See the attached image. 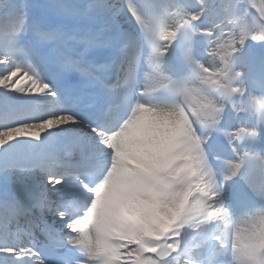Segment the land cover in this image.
Here are the masks:
<instances>
[{"label": "snow or ice", "instance_id": "obj_1", "mask_svg": "<svg viewBox=\"0 0 264 264\" xmlns=\"http://www.w3.org/2000/svg\"><path fill=\"white\" fill-rule=\"evenodd\" d=\"M0 264H264V0H0Z\"/></svg>", "mask_w": 264, "mask_h": 264}]
</instances>
